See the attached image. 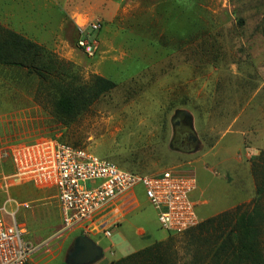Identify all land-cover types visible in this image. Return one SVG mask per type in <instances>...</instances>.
Returning a JSON list of instances; mask_svg holds the SVG:
<instances>
[{
    "label": "rangeland",
    "instance_id": "obj_1",
    "mask_svg": "<svg viewBox=\"0 0 264 264\" xmlns=\"http://www.w3.org/2000/svg\"><path fill=\"white\" fill-rule=\"evenodd\" d=\"M92 22L100 24L98 32ZM0 26L53 54L62 81L75 76L89 84L99 76L116 83L68 122L55 114L59 79L45 83L0 65L2 155L24 143L57 140L125 171L179 168L197 178L191 200L198 226L166 231L139 193L134 205L103 221L111 238L87 236L104 253L93 264L156 245L173 264H211L221 234L199 226L251 211L258 200L264 212V195L257 194L264 177V0H0ZM83 37L98 42L94 56L80 48ZM189 133L197 141L185 152L180 138ZM0 171L13 173L8 156ZM8 198L7 210L36 248L32 264H64L80 235L59 237L55 189L22 183L0 193V204Z\"/></svg>",
    "mask_w": 264,
    "mask_h": 264
},
{
    "label": "built area",
    "instance_id": "obj_2",
    "mask_svg": "<svg viewBox=\"0 0 264 264\" xmlns=\"http://www.w3.org/2000/svg\"><path fill=\"white\" fill-rule=\"evenodd\" d=\"M88 26L98 32L97 22ZM79 46L94 56L99 45L95 39H80ZM2 156H8L13 173L0 172V193L9 195L10 188L31 183L43 189H55L61 216L59 237L74 232L80 236L103 234L111 238L103 221L112 212L136 203L141 194L158 212L162 228L174 234L185 233L199 224L196 205L191 200L197 189V178L179 168L155 174L125 171L86 149L57 140H41L21 144ZM0 204V264H32L36 248L26 241V230L16 214ZM29 208L28 204L17 205ZM125 209V208H124ZM102 219V223L98 221Z\"/></svg>",
    "mask_w": 264,
    "mask_h": 264
},
{
    "label": "trees",
    "instance_id": "obj_3",
    "mask_svg": "<svg viewBox=\"0 0 264 264\" xmlns=\"http://www.w3.org/2000/svg\"><path fill=\"white\" fill-rule=\"evenodd\" d=\"M0 65L25 69L29 75H35L45 83L53 77L59 79V84L54 82L59 93L55 104V114L62 121H75L87 112L102 95L116 88L115 82L99 76L93 77L89 84H82L75 76H70L72 80L69 82L62 81L57 68L62 63L56 60L53 54L1 26ZM259 158L264 162V153ZM257 194L259 199L264 195V177ZM203 224L198 229L202 226H210L220 231L221 234L219 237L221 242L219 243L218 240L216 245H219L210 257L211 264H264L262 249L264 212L259 200L251 211L241 214L226 213ZM111 264L173 263L161 250L160 245H156L113 261Z\"/></svg>",
    "mask_w": 264,
    "mask_h": 264
},
{
    "label": "water",
    "instance_id": "obj_4",
    "mask_svg": "<svg viewBox=\"0 0 264 264\" xmlns=\"http://www.w3.org/2000/svg\"><path fill=\"white\" fill-rule=\"evenodd\" d=\"M178 123H176V127ZM191 149L197 141L196 136L190 137ZM194 150H190L192 152ZM104 256L103 250L87 236H79L75 239L73 249L69 252L65 264H93L100 261Z\"/></svg>",
    "mask_w": 264,
    "mask_h": 264
},
{
    "label": "flooded vegetation",
    "instance_id": "obj_5",
    "mask_svg": "<svg viewBox=\"0 0 264 264\" xmlns=\"http://www.w3.org/2000/svg\"><path fill=\"white\" fill-rule=\"evenodd\" d=\"M178 123V126L177 127H181V122L180 121H178L177 122ZM193 134H187V135H185V136H182L181 138H180V147L182 148V151H185V152H189L191 149L193 150V147H194V145H195V143H194V145H193V147L190 149L189 148V146L191 145V143H190V137L192 136ZM65 264V263H64Z\"/></svg>",
    "mask_w": 264,
    "mask_h": 264
},
{
    "label": "crops",
    "instance_id": "obj_6",
    "mask_svg": "<svg viewBox=\"0 0 264 264\" xmlns=\"http://www.w3.org/2000/svg\"><path fill=\"white\" fill-rule=\"evenodd\" d=\"M198 182V181H197Z\"/></svg>",
    "mask_w": 264,
    "mask_h": 264
}]
</instances>
